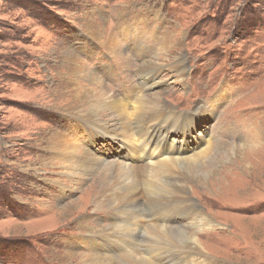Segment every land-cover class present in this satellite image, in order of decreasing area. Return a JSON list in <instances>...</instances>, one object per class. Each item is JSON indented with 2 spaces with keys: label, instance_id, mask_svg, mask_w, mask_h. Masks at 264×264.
Wrapping results in <instances>:
<instances>
[{
  "label": "rangeland",
  "instance_id": "obj_1",
  "mask_svg": "<svg viewBox=\"0 0 264 264\" xmlns=\"http://www.w3.org/2000/svg\"><path fill=\"white\" fill-rule=\"evenodd\" d=\"M102 41L130 64L111 69ZM138 48L160 54L150 94L184 115L171 139L203 149L190 173H175L198 214L177 216V251L161 264H264V0H0V264H137L97 236L111 223L104 195L133 177L71 176L43 151L62 131L103 162L127 158L112 134L74 139L56 102L78 92L62 75L65 54L135 84Z\"/></svg>",
  "mask_w": 264,
  "mask_h": 264
},
{
  "label": "bare ground",
  "instance_id": "obj_2",
  "mask_svg": "<svg viewBox=\"0 0 264 264\" xmlns=\"http://www.w3.org/2000/svg\"><path fill=\"white\" fill-rule=\"evenodd\" d=\"M100 44L110 49L111 69H122L119 63L123 68L130 64V57L119 53L121 46L112 49L109 42ZM139 48L137 57L141 58L130 69L136 73L133 75L135 84L134 80L118 78L114 73L102 80L94 71L84 70L78 59L65 54L66 67L62 68L65 72L62 75L68 76L71 92H78L73 96L69 91H63L56 102L58 110L61 107L68 110L63 112L65 118L74 123L75 127L68 129L74 139L80 136L77 130H83L87 138L92 134H112L120 141L127 158L115 164L103 162L86 147L87 141L76 143L66 139L68 132L62 131L45 140L43 152L48 155L50 163L70 171L71 176H85L104 169L100 178L102 183L110 182L118 174L131 175L135 180L133 183L124 184L104 195L103 204L111 214V223L101 233L97 232V236L109 243L106 249L133 257L137 264H161L160 260L168 254H176L177 250L170 247V242L177 237L172 233L176 229L174 226L178 225L177 216L197 213L185 195L186 183L175 181V173H190L189 164L195 162L190 160L191 156L203 149L194 153V150L178 145L177 139H171V132H179L184 115L174 112L161 97L150 94L159 90L156 84L161 81L152 80L162 67L156 61L160 54L153 55L154 58L147 57ZM162 50V57L171 52ZM181 63V57L177 56L170 67ZM127 83L132 88H128ZM124 87L128 95L121 93ZM79 123L83 128L76 129ZM138 179L146 181L143 189H140ZM143 191L146 195L142 200ZM83 229L89 234L93 232L90 227ZM185 251L188 252L189 248L186 247Z\"/></svg>",
  "mask_w": 264,
  "mask_h": 264
}]
</instances>
